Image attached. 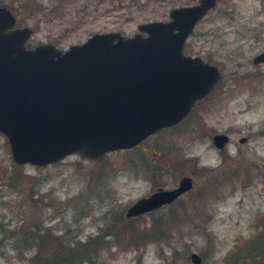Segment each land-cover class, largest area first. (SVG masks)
I'll list each match as a JSON object with an SVG mask.
<instances>
[{
    "label": "rangeland",
    "instance_id": "obj_1",
    "mask_svg": "<svg viewBox=\"0 0 264 264\" xmlns=\"http://www.w3.org/2000/svg\"><path fill=\"white\" fill-rule=\"evenodd\" d=\"M200 1L0 0V7L15 17V28L31 30L27 48L51 44L66 51L95 34L146 36L140 26L167 23L174 9ZM183 52L215 66L219 83L180 124L129 151L98 161L71 155L43 168L25 165L8 186L6 178L17 166L11 167L0 134V264H24L15 239L7 238L34 225L52 228L63 244L102 236L104 244L94 250L103 264H192V253L200 264H224L255 235L254 223L264 217V63L252 61L264 52V0H219L195 25ZM218 134L229 137L221 151L212 144ZM185 177L192 189L176 201L126 217L138 200L174 190ZM196 206L201 217L185 220L183 212ZM154 225L161 229L152 240ZM132 232L147 241L129 245Z\"/></svg>",
    "mask_w": 264,
    "mask_h": 264
},
{
    "label": "water",
    "instance_id": "obj_2",
    "mask_svg": "<svg viewBox=\"0 0 264 264\" xmlns=\"http://www.w3.org/2000/svg\"><path fill=\"white\" fill-rule=\"evenodd\" d=\"M218 1L174 9L171 21L140 26L146 36L95 34L66 51L51 44L27 48L31 30L15 28V17L0 7V134L12 162L43 168L71 155L98 161L180 124L221 79L215 66L183 52ZM252 63H264V52ZM228 141L223 134L212 138L219 151ZM192 185L182 178L176 189L138 200L126 217L169 205ZM190 261L201 258L192 253Z\"/></svg>",
    "mask_w": 264,
    "mask_h": 264
},
{
    "label": "trees",
    "instance_id": "obj_3",
    "mask_svg": "<svg viewBox=\"0 0 264 264\" xmlns=\"http://www.w3.org/2000/svg\"><path fill=\"white\" fill-rule=\"evenodd\" d=\"M14 168V164H11ZM11 169L10 176L6 178L7 185L9 182L18 179L19 168ZM1 194V192H0ZM202 200V195L197 199V203ZM186 211V210H184ZM191 213L183 212L185 214V220L192 221V214L198 215L200 218L202 211L198 206L192 208ZM264 218L260 216L254 223V228L256 230L255 235L246 241L239 247L235 248L230 254L225 258L224 264H264ZM197 219V218H196ZM195 219V220H196ZM52 229V228H51ZM51 229L45 228L44 230L38 226L34 225L24 229H18L14 234L11 233L7 240H14L12 242L13 246H17L16 250L21 256V260L24 264H103L101 260L100 250L95 251L94 249L98 244L103 245L102 236H96L93 239H89L86 242H74L63 244L61 242V237H56L52 234ZM161 229L160 225H157L150 229L153 235L150 237L155 240V233L159 232ZM3 230L2 224H0V231ZM148 236V235H147ZM145 235L134 233L131 234V239L129 245H134L136 247L144 244ZM55 244V247H53ZM52 245L49 249H53L50 255H47L48 246ZM0 246H2L0 244ZM0 249H2L0 247ZM102 251V249H101ZM28 252L31 254L28 259L25 258L24 254ZM34 252V253H33ZM24 257V258H23Z\"/></svg>",
    "mask_w": 264,
    "mask_h": 264
}]
</instances>
